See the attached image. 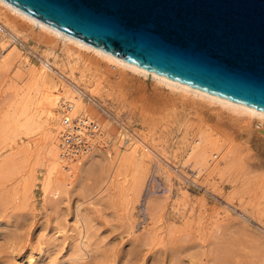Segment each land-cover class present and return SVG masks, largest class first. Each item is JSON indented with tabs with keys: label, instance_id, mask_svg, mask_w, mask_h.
<instances>
[{
	"label": "rangeland",
	"instance_id": "374dc122",
	"mask_svg": "<svg viewBox=\"0 0 264 264\" xmlns=\"http://www.w3.org/2000/svg\"><path fill=\"white\" fill-rule=\"evenodd\" d=\"M3 26L0 21L4 44L0 54L7 52L9 65L0 63V103L20 99L14 88L33 92L36 87L14 72L22 70L19 61L44 59L37 43L24 42ZM51 67L59 77L62 67ZM146 79V94H150L152 82ZM134 93L118 101L119 105L108 94L91 93L120 124L97 114L90 104L102 129L113 126L114 130L94 145L99 155L94 166L65 175L52 166L51 133L44 118L34 132L19 133L9 140L13 126L4 127L0 116V228L8 231L7 236H0V264H12L14 253L29 247L35 250L45 239L50 264H264V135L249 130L246 119L213 106L196 105L203 116L195 114L194 104L184 98L176 101V109L182 116L185 109L193 111L189 119L172 113L152 114L139 106L140 97L133 100ZM207 118L217 123L210 131L218 148L215 159L225 150L228 154L208 178L202 173L196 181L185 158L189 134L185 139L183 135ZM125 129L145 148L146 161L122 151L117 140ZM138 132L153 137L157 149L168 157L144 144ZM32 139L34 144L27 149ZM180 139L187 142L179 144ZM106 152H111L114 162ZM159 163L169 169L168 176ZM49 173V189L57 187V197L42 192ZM179 187L192 199L204 201V217H197L195 209L189 215V201L175 209ZM215 209H224L230 216L208 218ZM81 218L86 219L84 226ZM59 226L63 233L57 235L63 239L52 234Z\"/></svg>",
	"mask_w": 264,
	"mask_h": 264
},
{
	"label": "bare ground",
	"instance_id": "6f19581e",
	"mask_svg": "<svg viewBox=\"0 0 264 264\" xmlns=\"http://www.w3.org/2000/svg\"><path fill=\"white\" fill-rule=\"evenodd\" d=\"M0 21L2 25H4L3 27L8 29L9 34L19 37L20 40L23 41L31 39L37 43L44 57V59H41L38 63L26 62L23 60L19 61L18 64L19 66L21 65L22 70L14 72H16V75L19 77L23 74L22 76L26 77L30 83H34L36 87L34 86L33 92H28V90L25 88L21 89V87V90L19 87L14 88L15 93L20 96V99L18 101L9 99L8 101L0 103L2 125L7 127L9 124H12V135L9 136V140H11L19 135V133L28 134L34 132L36 126L39 125V121L44 118L47 124V130L51 133L49 157L52 166L57 169L58 173L61 172L65 175L68 172H75V170L82 171L87 165L94 166L95 161H98L99 155H97L98 152L94 149V146L90 148V151L89 149L83 150L67 157H64L60 153L59 147L61 143L59 141V135L62 130L61 109L64 103L72 101L78 110H82L86 116H89L91 110L90 103L82 98V96L84 97L83 93H94L96 95H102V93L104 95L108 94V96L110 95L109 97L115 99L118 104V101L121 103L126 95L135 92L136 94L134 93V95L136 97H133V100L134 98L140 97L142 101L140 102L141 104L139 103V106L144 110H148L152 114L172 113L174 116L179 114V111L176 109V101H178L179 98H184L190 100V102L194 104V107H196V105H200L198 106L199 108L201 106H213L231 113V115L233 114L241 120L246 119V125L249 130L253 129L257 131L258 134L264 135L263 109L192 86L186 82L179 81L121 58L46 24L10 4L6 0H0ZM3 46V40L1 39L0 50ZM48 55H52L53 57L49 58ZM0 63L7 66L9 65V55L7 52L0 54ZM51 66L56 68L62 67L63 71H59V77L58 74H56L58 70L57 72H52ZM54 73L57 76H55ZM146 77L151 79L152 82L150 94H146L149 87ZM83 87L88 91L84 90ZM61 89H63L62 93L60 92ZM139 101L140 99L137 102ZM118 105L117 107L120 109ZM122 107L123 106H121V108ZM198 107H196L195 111L197 112L195 114L200 113L202 115V109L198 110ZM184 112V116L178 115L180 119L181 117L189 119L190 114H193V111L187 109H185ZM208 120L207 118L206 121ZM206 121L194 128L192 127L186 130L183 135L184 139L189 136V141H186L188 145L185 151V158L188 160L186 164L191 165L193 169L194 179L196 181L200 179L202 173L204 177L208 178V175L211 174V171L215 169V167L225 162L224 158L228 154V150H225L221 153L219 158L215 159L214 156H217L215 154L218 153H216V149L218 150V148L215 146V140L210 131L214 130L217 123L214 125L215 121ZM98 126L100 136L105 134L108 135V133L110 134L114 130L113 126H107L106 130L102 129L101 121H99ZM127 132L128 131L125 129L117 140L122 151L132 152L137 155L141 162L146 161L148 156L145 148L142 147L140 142L136 139L137 136L135 137L132 133ZM145 134H140L141 136L139 139H141L144 144L155 149L160 156L167 158L168 156L165 155L163 152L164 150L157 149L153 137L146 136ZM186 134L189 135L187 136ZM99 140L101 141L102 138L100 137ZM182 140L180 139L179 144L184 143L185 140L183 143L181 142ZM33 141L35 140L32 139L28 141L29 143L26 145L27 149L32 148L34 144L32 143ZM18 147H20V145ZM106 155L111 158L113 157L111 152H106ZM72 159H76V161L70 163L69 161ZM114 159L113 157L110 162H114ZM209 163H212L210 169ZM158 166L165 177L170 174L169 169L162 163H159ZM50 179L49 173L45 179L44 190L42 192L45 195L50 193L52 197H57L59 194L58 188L54 187L49 189V187L52 186H50V181L52 180ZM174 199L175 209H178L180 205L187 204L189 201V208L187 210L189 215H191L194 211L193 209H195L197 217L202 218L205 214L204 210H207L204 201L198 202L189 197L188 191L185 188L179 187L175 192ZM193 201L197 202L195 206L193 204L196 202L193 203ZM221 211L216 209L212 210L208 213V218L217 220L219 217H224L225 214L229 215L228 211L224 209ZM81 220L84 226L86 219L81 218ZM7 232L8 231L3 228H0V236H7ZM59 233H63V227L59 226L53 229L52 234L62 238L57 235ZM47 240L48 239L40 240V242H38L40 246L35 250L29 247L26 252L14 253L12 264H50L52 258L46 251V246L49 242Z\"/></svg>",
	"mask_w": 264,
	"mask_h": 264
},
{
	"label": "water",
	"instance_id": "95a60500",
	"mask_svg": "<svg viewBox=\"0 0 264 264\" xmlns=\"http://www.w3.org/2000/svg\"><path fill=\"white\" fill-rule=\"evenodd\" d=\"M46 24L264 110V0H6Z\"/></svg>",
	"mask_w": 264,
	"mask_h": 264
},
{
	"label": "built area",
	"instance_id": "2783aa9c",
	"mask_svg": "<svg viewBox=\"0 0 264 264\" xmlns=\"http://www.w3.org/2000/svg\"><path fill=\"white\" fill-rule=\"evenodd\" d=\"M83 94L82 98L95 108L97 114L120 124L103 103L96 100L91 94ZM90 114V116H86L82 110L75 107L72 101L63 104L60 112L62 130L59 135L61 143L59 148L64 157L88 150L100 143L98 115L93 112Z\"/></svg>",
	"mask_w": 264,
	"mask_h": 264
}]
</instances>
